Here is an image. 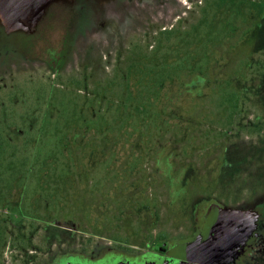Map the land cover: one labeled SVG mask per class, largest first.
Listing matches in <instances>:
<instances>
[{"label": "rangeland", "instance_id": "obj_1", "mask_svg": "<svg viewBox=\"0 0 264 264\" xmlns=\"http://www.w3.org/2000/svg\"><path fill=\"white\" fill-rule=\"evenodd\" d=\"M154 2L122 35L72 38L59 73L42 63L43 46L25 47L0 21V264L108 240L130 248L154 227L175 234L167 218L187 201L247 187L245 175L216 179L239 169L236 156L224 163L234 133L222 123L229 97L263 87L259 34L247 43L252 21L230 0ZM128 97L144 108L119 111Z\"/></svg>", "mask_w": 264, "mask_h": 264}, {"label": "flooded vegetation", "instance_id": "obj_2", "mask_svg": "<svg viewBox=\"0 0 264 264\" xmlns=\"http://www.w3.org/2000/svg\"><path fill=\"white\" fill-rule=\"evenodd\" d=\"M154 1L24 0L27 9L21 15L16 14L23 24L14 32L20 34L21 43L29 49L33 42L43 46L42 63L54 73H59L66 67L67 53L73 46L69 45L72 38L90 37L94 32H104L105 28L107 38L111 32L122 35L129 29L128 25L140 18L143 10L157 7ZM230 1L236 14L246 10L248 19L252 21L246 32L247 43L255 33L259 34L260 45L256 51L258 49L264 55V0ZM98 19L107 24L98 23L102 28L96 31L98 29L94 26ZM0 21L3 22L1 15ZM53 37L57 38V45H46L45 39ZM247 66L250 68V62ZM258 68L262 71L260 94L245 97V91L243 97H229L230 104L226 106L230 109L226 110V119L222 123L229 133H234V141L226 143L224 163L226 167L233 166L230 162L236 156L240 158L239 169H224V174L220 173L216 179L222 184L245 175L246 188L208 192L195 202L187 201L176 214L167 218L166 224L177 226L175 234L158 233L154 227L155 234L151 228L136 234L135 244L130 248L114 245L112 240H108L101 248L61 250L43 264H264V60ZM171 75L167 73V79ZM199 79L206 84L205 79ZM190 85L194 87V83ZM255 101L260 102L263 109H245L246 103L248 106V102ZM242 133L251 138L248 147L240 140ZM255 177L257 181L253 184ZM154 209L150 206L147 211ZM16 225V231L25 228L23 221ZM55 237L59 238V234L56 233ZM14 240L25 243L28 239L17 236ZM34 258L26 256L24 264H34Z\"/></svg>", "mask_w": 264, "mask_h": 264}, {"label": "water", "instance_id": "obj_3", "mask_svg": "<svg viewBox=\"0 0 264 264\" xmlns=\"http://www.w3.org/2000/svg\"><path fill=\"white\" fill-rule=\"evenodd\" d=\"M24 0H0V15L3 22L11 29L20 28L23 24L16 18V14L20 15L25 12L28 5L23 3Z\"/></svg>", "mask_w": 264, "mask_h": 264}, {"label": "trees", "instance_id": "obj_4", "mask_svg": "<svg viewBox=\"0 0 264 264\" xmlns=\"http://www.w3.org/2000/svg\"><path fill=\"white\" fill-rule=\"evenodd\" d=\"M223 2H226V1H223ZM121 101V106H119V108H118V110L120 111H132V110H134V111H137V110H140V109H142V108H144L143 107V105H141L138 101H137V99L135 98V97H128V99L126 98H124L123 100H120ZM129 103V104H128ZM132 118V117H131ZM87 127V126H86ZM2 141V139H1V137H0V142ZM2 143V142H1ZM1 145L2 144H0V147H1Z\"/></svg>", "mask_w": 264, "mask_h": 264}]
</instances>
